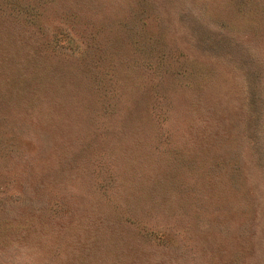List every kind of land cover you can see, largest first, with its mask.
<instances>
[{"label":"rangeland","instance_id":"obj_1","mask_svg":"<svg viewBox=\"0 0 264 264\" xmlns=\"http://www.w3.org/2000/svg\"><path fill=\"white\" fill-rule=\"evenodd\" d=\"M0 264H264V0H0Z\"/></svg>","mask_w":264,"mask_h":264}]
</instances>
